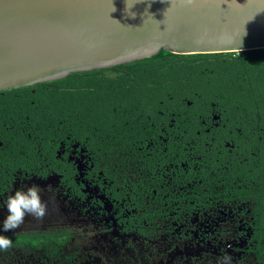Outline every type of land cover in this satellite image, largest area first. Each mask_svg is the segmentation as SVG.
I'll return each instance as SVG.
<instances>
[{"label":"flooded vegetation","instance_id":"1","mask_svg":"<svg viewBox=\"0 0 264 264\" xmlns=\"http://www.w3.org/2000/svg\"><path fill=\"white\" fill-rule=\"evenodd\" d=\"M193 101L192 110L175 109L168 96L109 131L80 128L74 113L31 119L33 101L8 115L0 235L12 247L0 250V262L264 264V109L224 89L181 104ZM33 186L46 216L3 232L8 197Z\"/></svg>","mask_w":264,"mask_h":264},{"label":"water","instance_id":"2","mask_svg":"<svg viewBox=\"0 0 264 264\" xmlns=\"http://www.w3.org/2000/svg\"><path fill=\"white\" fill-rule=\"evenodd\" d=\"M264 48V0H0V90L173 54Z\"/></svg>","mask_w":264,"mask_h":264},{"label":"trees","instance_id":"3","mask_svg":"<svg viewBox=\"0 0 264 264\" xmlns=\"http://www.w3.org/2000/svg\"><path fill=\"white\" fill-rule=\"evenodd\" d=\"M222 89L256 111L264 109V48L185 55L161 49L128 63L0 90V123L33 101L37 112L31 119L74 113L80 128L97 124L103 131L119 130L130 112L156 110L168 96L175 109L192 110L196 103L185 106L182 99L194 93L214 98ZM257 200L264 218V194Z\"/></svg>","mask_w":264,"mask_h":264},{"label":"clouds","instance_id":"4","mask_svg":"<svg viewBox=\"0 0 264 264\" xmlns=\"http://www.w3.org/2000/svg\"><path fill=\"white\" fill-rule=\"evenodd\" d=\"M191 4L194 0H184ZM8 215L2 222L3 232L15 230L25 221L26 216H32L36 220H43L48 211V205L40 195L38 187H28L26 190H17L7 200ZM12 247V241L6 236L0 235V250L6 251ZM224 264H231L228 257L224 258Z\"/></svg>","mask_w":264,"mask_h":264}]
</instances>
